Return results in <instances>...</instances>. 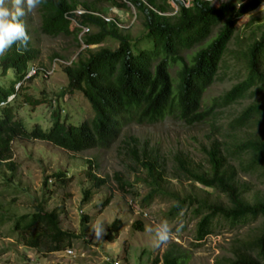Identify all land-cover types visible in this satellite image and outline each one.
I'll return each instance as SVG.
<instances>
[{
	"label": "trees",
	"instance_id": "16d2710c",
	"mask_svg": "<svg viewBox=\"0 0 264 264\" xmlns=\"http://www.w3.org/2000/svg\"><path fill=\"white\" fill-rule=\"evenodd\" d=\"M168 0H44L37 9L39 32L47 37L73 36L79 29H69L71 21L78 26L91 28L82 36L80 44L85 46L86 56L81 52L77 59L68 65L59 64L66 83L58 92H78L93 112L90 122L79 125L66 123L65 116H59V107L50 112V126L41 130L35 125L26 132L21 122L14 117L13 102L18 97L15 84L21 80L28 66L35 60L37 51L30 42L26 49L18 50L13 45L5 55L0 56V77H5L11 70L12 80L7 86L0 84V102L12 96V100L0 106V166L14 171L11 144L13 141H44L61 150L80 153L90 149H106L118 137L120 128L134 121L136 124L153 123L165 116L183 121L186 125L202 122L212 107H227L246 97L251 99L239 113L231 118L222 137L209 140L207 146H201L206 168L192 166L191 161L178 152L170 157L173 179H179L210 189L222 196L225 203L209 202L186 196L178 199L171 207V213L180 212L185 205L193 208L196 218L193 231L194 244H199L212 234L213 221L219 219L230 225L243 224L249 220L260 219L257 233L247 241L234 242L231 245V258L228 264H264V196L247 201L244 193L247 187L241 183L238 174H249L259 170L264 174V70L261 69V57L264 55V30L241 53L244 60L245 75L221 95L212 99L209 108H201V96L214 80L222 57L227 51V44L232 38L237 21L255 11L264 0H245L236 2L227 0L213 7L208 0H191L185 7L180 0H172L177 10H171ZM130 5L142 19L143 39H129L124 30L117 29L116 15L104 22L96 15L101 13L99 4H106L113 10H122ZM80 8L83 13L75 14ZM114 12V11H112ZM110 13V12H109ZM108 13V14H109ZM215 33L209 39L211 33ZM89 32V33H88ZM209 40H208V39ZM105 40L115 43L114 49L97 47ZM142 42V43H140ZM139 43V47L137 44ZM203 44L202 46H200ZM198 48L188 61L180 55L182 51ZM176 65V80L173 86L169 68ZM31 80V79H30ZM29 80H27L28 82ZM22 103L32 107L44 103L22 94ZM57 96L52 98L57 101ZM14 100V101H13ZM50 104L51 101H46ZM250 122L259 125L256 132L236 139V131L246 128ZM211 132L217 127L210 124ZM125 153L145 172L150 191L145 199L160 189L164 176L165 160L152 147L138 145L135 138L123 140ZM86 177L94 188L105 184L106 180L93 174L90 160H86ZM61 173H54L58 181ZM113 180L119 191L125 192L130 186L116 172ZM45 183V181L43 182ZM89 190L83 192L82 203L87 201ZM108 199H104L105 206ZM82 222L86 217L81 218ZM122 223L114 219L106 229L104 240L116 239ZM131 227L142 230V224L135 220ZM21 229V244L37 252L48 254L70 249L78 235L59 227L58 213L55 210L44 211L35 207L31 214L18 217L14 229ZM183 250L175 243L154 258L151 264H185ZM109 262V261H108Z\"/></svg>",
	"mask_w": 264,
	"mask_h": 264
},
{
	"label": "rangeland",
	"instance_id": "374dc122",
	"mask_svg": "<svg viewBox=\"0 0 264 264\" xmlns=\"http://www.w3.org/2000/svg\"><path fill=\"white\" fill-rule=\"evenodd\" d=\"M180 1L187 7L191 0ZM208 1L213 7H217L219 3L227 0ZM235 1L239 3L245 0ZM167 3L171 8L167 15L174 14L177 10L176 4L172 0ZM125 4L124 9L112 10L114 12L107 15L105 12L109 6L99 4L100 15L113 19L111 14L115 13L117 29L124 30L129 39L139 38L140 41L144 33L142 19L130 5ZM79 13L81 10L77 9L75 14ZM23 23L31 38L29 42L37 51L35 60L30 64L35 66L37 71L31 80L17 88L18 97L13 100L15 119L21 122L26 132L31 131L35 125L41 130H46L50 126V112L57 106L60 118L65 116L68 124L76 126L84 121L90 122L93 112L80 93H63L60 97L57 95L64 88L66 79L56 62L66 65L69 61H75L79 52L83 57L86 56L85 46L79 43L83 34L76 33L79 45H76L73 36L50 38L41 34L37 9L25 16ZM76 26L77 23L72 21L69 29L73 30ZM88 30L91 32L92 29ZM262 30L264 3L237 21L217 74L202 93L201 108H209L213 98L243 79L245 62L241 53ZM115 46L113 41L105 40L98 46L86 48L93 51L97 47L114 49ZM137 46L139 47V43ZM196 49L198 48L182 51L180 55L188 61ZM260 64L264 70V55ZM177 68L176 65L169 68L172 86L173 80H176ZM12 78V71L9 70L5 77H0V84L7 86ZM22 94L45 101L32 107L22 103ZM54 96L58 97L55 102L52 101ZM46 101L51 102L48 104ZM249 102L251 99L246 97L224 108L212 107L209 111L211 115L192 125H186L173 115L153 123L136 124L130 121L120 128L118 137L106 149L95 148L72 153L44 141H13L11 160L14 163V171L10 172L6 167L0 166V264H111L114 261L118 264H151L154 256L159 257L171 243L181 247L186 257L185 264H228L231 245L253 237L259 228L260 219L235 225L215 219L212 234L199 244H194L196 218L193 216V208L185 205L180 212L171 213L170 209L176 201L175 196L178 199L190 196L209 202L225 203V200L210 189L173 179L170 176L169 159L173 154L180 152L191 161L192 166L201 165L206 168L200 147L207 146L209 140L215 137L226 139L223 127ZM210 124L217 127V131L211 132ZM257 127H260V124L250 122L246 128L236 131V139L256 132ZM129 137L135 138L139 146L152 147L165 160L160 190L149 199H145L150 191L145 172L122 149L124 145L121 142ZM231 140L227 138L224 141L230 143ZM86 160H90L93 174L106 180L105 184L94 188L88 181L85 175L88 167ZM116 172L130 184L125 192L119 191L113 180V174ZM54 173L62 174L58 181L53 177ZM238 178L247 187L244 193L247 201L264 196V174L261 171L238 174ZM86 190H89V197L82 203L83 192ZM104 199H108L105 206L102 205ZM37 206L47 212L57 211L59 227L78 235L70 246L72 257L62 252L44 254L21 244L20 236L23 232L20 228L15 230L14 223L18 217L33 213ZM82 217H86L83 222ZM114 219L122 223L116 239L107 242L103 236L101 240H97L92 226L103 221L107 229ZM135 220L141 222V231L131 227ZM162 222L168 223L172 236L167 243L157 245L155 231L150 229ZM106 258L109 262H105Z\"/></svg>",
	"mask_w": 264,
	"mask_h": 264
},
{
	"label": "clouds",
	"instance_id": "9594fccd",
	"mask_svg": "<svg viewBox=\"0 0 264 264\" xmlns=\"http://www.w3.org/2000/svg\"><path fill=\"white\" fill-rule=\"evenodd\" d=\"M44 0H0V56H3L13 46L18 50L26 49L30 36L23 23V18L32 14ZM12 100V99H11ZM10 100V101H11ZM155 231L157 245L167 243L172 236V229L167 222H162L150 231ZM97 240L106 234L104 222L92 226Z\"/></svg>",
	"mask_w": 264,
	"mask_h": 264
},
{
	"label": "built area",
	"instance_id": "2783aa9c",
	"mask_svg": "<svg viewBox=\"0 0 264 264\" xmlns=\"http://www.w3.org/2000/svg\"><path fill=\"white\" fill-rule=\"evenodd\" d=\"M78 9H80V8H78ZM80 10H81V9H80ZM112 10H113V9L109 7L108 11H106L105 14L107 15L109 12H112ZM76 11H77V9L75 10V13H76ZM82 13H83V10H81V13L76 14V15H80V14H82ZM96 15L99 16L104 22H109V21L112 20V19H109L108 17H105V16L100 15V14H97V13H96ZM71 22H72V21H71ZM76 27L79 29V32L81 33L80 35H82V34L84 35V34L88 31L87 28L80 27V26H76ZM57 62H58V61H57ZM69 63H70V61H69L66 65H68ZM33 67H34V69H33ZM36 71H37V68H35V66L29 65V66H28V69L26 70V72H25V74L23 75V77L21 78V80L15 84V89H17L22 83L27 82V80L32 79V78L34 77ZM11 99H12V96L7 97L6 100H5L4 102H0V106L5 105V104H6L7 102H9ZM61 252L64 253V254H66V256H69V255H71V253H72L70 249H65V250H63V251H61ZM72 255H73V254H72ZM72 255L69 256V257H72ZM108 261H109V260L106 258V259H105V262H108ZM111 264H118V263H117V261H114V262H112Z\"/></svg>",
	"mask_w": 264,
	"mask_h": 264
}]
</instances>
